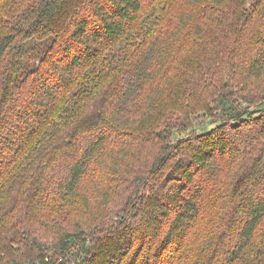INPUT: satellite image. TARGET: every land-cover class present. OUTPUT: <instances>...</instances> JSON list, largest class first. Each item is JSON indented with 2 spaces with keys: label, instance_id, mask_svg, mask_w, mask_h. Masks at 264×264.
<instances>
[{
  "label": "trees",
  "instance_id": "obj_1",
  "mask_svg": "<svg viewBox=\"0 0 264 264\" xmlns=\"http://www.w3.org/2000/svg\"><path fill=\"white\" fill-rule=\"evenodd\" d=\"M173 1L0 0V264H264V0Z\"/></svg>",
  "mask_w": 264,
  "mask_h": 264
},
{
  "label": "rangeland",
  "instance_id": "obj_2",
  "mask_svg": "<svg viewBox=\"0 0 264 264\" xmlns=\"http://www.w3.org/2000/svg\"><path fill=\"white\" fill-rule=\"evenodd\" d=\"M183 0H174L172 2V8L175 9L178 7V5H180L182 3ZM233 2H240L241 6L244 9V12L247 13L250 11V0H232ZM196 23L192 24L191 27L188 30L189 35L193 36V30L196 28ZM241 26V22L237 21V22H231L226 24V27L232 31L231 35H236V32L238 30V28ZM237 36V35H236ZM223 46H229L228 45V41L226 39L223 40ZM239 62H230V65L228 67L234 68L238 65ZM240 68H243V65H240ZM226 69L224 70V73H228V69L227 71ZM221 79H227V74H222ZM259 109L264 110V102L258 106ZM179 111L180 108H179ZM179 111H175L174 113V118L180 117ZM190 108L186 110V112H190ZM201 111L197 112L195 115H201ZM209 118L206 116L201 117L199 120L200 122H206ZM207 126L209 128L215 127L217 126V122H214L213 124H207ZM193 124L189 123V124H185L183 126L182 130L180 133H183L184 135H189L192 132L193 129ZM151 148H153L152 146H148V144L146 145V150L149 151L151 150ZM99 183V189H102V187L106 186L109 183V178L107 176H104V178L102 180H98V179H94L92 178V175H90L84 185H83V191L88 193V198H89V202H90V206L89 208L85 207L83 204V200L80 197L75 198L74 203H72V207H71V211H69V214L66 215L65 220H63L62 223V227L65 225V229L69 230V229H74L73 224L75 222L80 223V228H84L86 229L87 226L91 225L90 223L94 224H101L102 221H110V219H113L115 216V210L119 209L121 207V204L119 201L113 200L111 203H103L102 197H99L98 199H96L95 196V187H96V183ZM22 200V199H21ZM16 205V208H19V201H17L16 199H13L12 201V197H5L4 198V204L3 206L6 209H9L11 207L14 208V206ZM213 209V208H212ZM212 209H208L207 213H205L202 217H201V223H202V228H205V223L207 224V219L209 217L210 214H212ZM14 213H11L10 218L13 217L14 221H18L19 217H17V215L15 213L19 212L17 209L13 211ZM200 223V224H201ZM15 225V224H14ZM13 226L12 223H9V228L11 229ZM21 226H24L23 224H21L20 226L16 224V227H18V229L14 230L15 233L19 232L21 229H29L27 228H21ZM209 224H207V228H208ZM32 230H35L37 233L42 234L45 236L44 241H47V243H49V245L53 244L55 242V233H52L50 235V232L48 230H46V228L41 227V225L39 224H32L31 225ZM200 228V229H202ZM20 229V230H19ZM1 234V233H0ZM9 238L13 239V229H11L10 233H9ZM198 238V237H197ZM15 240V239H14ZM15 243V241H14ZM194 243V242H193ZM198 244V243H196Z\"/></svg>",
  "mask_w": 264,
  "mask_h": 264
}]
</instances>
